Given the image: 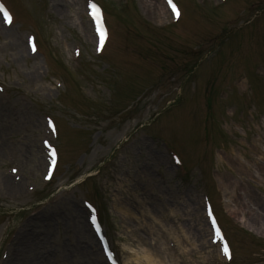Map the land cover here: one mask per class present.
<instances>
[{
	"label": "rangeland",
	"instance_id": "1",
	"mask_svg": "<svg viewBox=\"0 0 264 264\" xmlns=\"http://www.w3.org/2000/svg\"><path fill=\"white\" fill-rule=\"evenodd\" d=\"M5 1L15 18L0 27V174L24 190H0V264L28 235L44 264H108L85 201L121 264H154L143 253L158 243L167 264H226L205 195L230 240L227 264H264V0H176L175 22L163 0H96L110 28L99 54L85 0ZM49 140L59 159L45 182Z\"/></svg>",
	"mask_w": 264,
	"mask_h": 264
},
{
	"label": "bare ground",
	"instance_id": "2",
	"mask_svg": "<svg viewBox=\"0 0 264 264\" xmlns=\"http://www.w3.org/2000/svg\"><path fill=\"white\" fill-rule=\"evenodd\" d=\"M3 27H5V25H3ZM15 53H16V55H19L21 57L25 56V48L22 45V43L19 41L16 42V44H15ZM70 133L72 134L71 130H68L66 132V134H70ZM188 136H190V137H188L189 139L191 137H193L192 131H190V133H188ZM0 154H2V142H0ZM0 190L6 194L11 193V194L17 195V194L23 192L24 184H23L22 180H18L15 176L11 177L9 175L0 174ZM84 212L85 211L83 210V208L76 206V213H75L74 219L79 226L78 228H79V232L81 233V241L82 240L84 241L87 237L89 240H91L90 230H89L87 224H85L83 221ZM249 220L251 221V223L253 222V224L256 226L258 225V223H260L258 221V214L256 212L250 214ZM17 233H18V231H17ZM82 238H84V239H82ZM25 242H28V243L24 245L25 248H21V246L19 247V253H17L18 249H16L14 244L11 243V246H10L9 252H8V256L3 263L4 264H7V263L8 264H44V262L42 260L43 257L38 255V254H35L36 243H35V240L32 239V236L28 235ZM91 245L93 247L96 246L95 242L92 241L89 244L91 250H92ZM155 246L157 248L155 254L152 251H147L146 253L148 255L143 253V257L145 259H147V257L149 255H154V256H156V259L155 258L153 259L154 264H166V262L164 261V259H166V257H161V254H160L161 252L164 251L163 245L161 246V243H158V245H155ZM84 255L91 258V255H93V253H89V255H88V253L87 254L84 253ZM158 257H161V259H159ZM80 259H84V258H80ZM148 259H150V258L148 257ZM86 260L89 262V264H93V262L90 259H86Z\"/></svg>",
	"mask_w": 264,
	"mask_h": 264
},
{
	"label": "snow or ice",
	"instance_id": "3",
	"mask_svg": "<svg viewBox=\"0 0 264 264\" xmlns=\"http://www.w3.org/2000/svg\"><path fill=\"white\" fill-rule=\"evenodd\" d=\"M89 7L92 9V16H93L95 22L97 23V25H99L100 24V14H99L100 10H99V8H97L95 3H92L91 0L89 2ZM173 10L175 11V5H173ZM0 12L3 13V17H4L5 22L10 23L11 17L9 15L8 11L3 9L2 7H0ZM99 31H100L101 35H103V29L100 28ZM45 143H47V142H45ZM216 235L219 236V230H217ZM223 252L226 256L229 255V248L227 245L223 246Z\"/></svg>",
	"mask_w": 264,
	"mask_h": 264
}]
</instances>
